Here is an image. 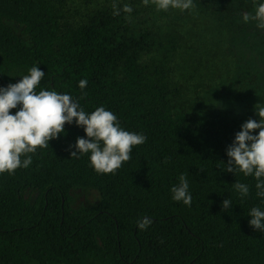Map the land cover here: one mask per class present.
I'll use <instances>...</instances> for the list:
<instances>
[{
    "label": "trees",
    "instance_id": "obj_1",
    "mask_svg": "<svg viewBox=\"0 0 264 264\" xmlns=\"http://www.w3.org/2000/svg\"><path fill=\"white\" fill-rule=\"evenodd\" d=\"M261 2L163 11L151 0H0V87L39 67L37 92L69 94L86 113L102 106L146 137L115 174H98L90 153L71 157L86 133L65 124L27 168L0 174V264H264V232L249 225L251 208L264 211L257 181L221 170L242 124L199 107L218 86L224 35L229 49L246 30L264 46V29L243 21ZM181 175L191 206L172 199ZM90 189L99 200L77 204L74 193Z\"/></svg>",
    "mask_w": 264,
    "mask_h": 264
},
{
    "label": "clouds",
    "instance_id": "obj_2",
    "mask_svg": "<svg viewBox=\"0 0 264 264\" xmlns=\"http://www.w3.org/2000/svg\"><path fill=\"white\" fill-rule=\"evenodd\" d=\"M149 2L143 0L145 6ZM151 3L157 10L163 11L194 8L193 0H151ZM112 7L113 15H120L121 10L115 3ZM254 7V14H244L243 21L255 20L257 27L264 29V2ZM122 10L129 14L133 11L129 5H124ZM44 75V71L33 66L18 82L0 87V174L12 175L18 168H27L32 162L29 154L35 153L38 148H47L49 141L64 133L65 124L73 122L84 129L86 138L78 137L75 144L69 146V149H75L70 152L71 157L79 158L90 153V164L98 174H115L123 163L131 159L133 148L143 144L146 137L123 129L117 116L102 106L86 113L69 94L43 89L37 92ZM86 86L87 80L79 81L81 90ZM82 95L87 93L82 92ZM12 109L18 110L13 114ZM254 110L259 120L249 118L241 125V130L235 133L233 142L226 149L228 161L221 170L254 177L257 181L256 195L264 198V106L257 103ZM257 129L258 133L255 132ZM188 187L186 177L181 175L179 185L171 188L172 199L191 206ZM234 188L241 197L249 194V187L244 183L235 182ZM231 206L228 198L222 201V211ZM249 215V225L256 231L264 232V211L253 207ZM151 224L152 220L148 217L137 222L140 230H146Z\"/></svg>",
    "mask_w": 264,
    "mask_h": 264
},
{
    "label": "rangeland",
    "instance_id": "obj_3",
    "mask_svg": "<svg viewBox=\"0 0 264 264\" xmlns=\"http://www.w3.org/2000/svg\"><path fill=\"white\" fill-rule=\"evenodd\" d=\"M228 37L224 35V39L218 43L217 53L224 61L223 70L218 74V86L208 94L207 104L199 106L200 111L228 115L241 124L249 118L258 121L254 105L259 103L264 106V46H260L257 40L252 41L249 30L237 35L232 49L225 41ZM258 131L255 130L256 133ZM74 196L77 204L94 203L100 198L99 192L93 189L78 190Z\"/></svg>",
    "mask_w": 264,
    "mask_h": 264
}]
</instances>
